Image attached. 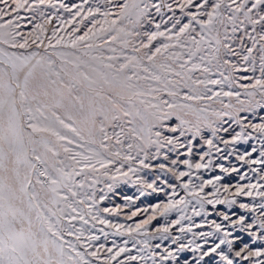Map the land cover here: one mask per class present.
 <instances>
[{
    "label": "snow or ice",
    "instance_id": "obj_1",
    "mask_svg": "<svg viewBox=\"0 0 264 264\" xmlns=\"http://www.w3.org/2000/svg\"><path fill=\"white\" fill-rule=\"evenodd\" d=\"M45 4L46 0L33 4L28 0H0V264H94L93 258L101 260L103 245L89 251L93 247L91 242L99 237L88 235L84 239L85 229L74 223L79 220L82 225L87 224L86 215L94 221L100 216L99 210L93 214L95 193L89 195L83 191L86 185L92 188L96 182L88 183L90 173L103 169V175L113 182L126 179L140 168H152L145 161L159 157L162 149L175 151L184 147L181 137L187 140L189 134L188 154L192 153V142L199 137L209 148L200 160L210 157L215 144L212 138L205 137L204 129H210L212 137H216L217 128L208 118V108L202 104L211 99L209 85L233 86L231 73L237 67L231 59L233 57L250 64L253 72L259 61L260 76L255 77L253 83L239 87L251 98L248 111L264 108V0H252L251 6L249 0H228L227 3L225 0H202L201 3L183 0L177 7L185 13L188 21L170 35L160 31L141 33L145 21L151 23L150 8L160 10L149 0H104L103 5L89 6L86 12L83 5L88 4V0H83L82 5L72 6L76 11L67 21L72 23L76 17H81L79 23L83 24L87 20L91 26L85 25L87 30L83 35L65 43L63 37H57L53 30L43 51L30 50L37 41L43 43L41 35L46 29L37 24L33 33L22 35L18 29L24 17L19 13L22 9L36 12ZM60 7L71 12L67 5L61 4ZM189 7H195L196 11L185 12ZM180 23L177 19L172 28ZM248 26H251V32ZM155 27L159 29L160 25ZM141 35L147 38V43L141 42L137 47L134 40ZM69 36L72 37L73 33ZM158 37L175 43H160L152 50V42ZM52 38L56 39L55 44L51 43ZM113 44H119L120 48L112 47ZM9 47L24 51H8ZM105 48L112 55H104ZM129 48L132 55L126 51ZM172 48L180 51H169ZM221 69L229 74L225 75ZM214 70L221 79L210 78ZM197 72L200 77L194 78ZM257 94L259 99H255ZM213 95L217 98L235 96L239 100L240 92L221 91L213 92ZM239 103L243 106L245 102ZM243 110V107L236 109L234 122L240 123L238 113ZM212 115L222 117L231 113L213 112ZM261 120V123L249 124V127L264 134V117ZM222 130L228 131L227 128ZM165 132L179 135H165ZM242 134L237 133L231 141L223 142L236 143ZM163 155L167 159V153ZM246 156L250 153L239 156V159L264 164V159L248 161ZM261 156L264 157V151ZM117 163L119 166L110 175V166ZM134 163L140 168L134 167ZM183 163L188 172L177 174L165 164L158 167L161 171L172 172L180 180L191 176L193 168L197 171L207 169L211 160L195 164L184 160ZM125 164L127 171L122 170ZM219 167L224 172L229 171L223 165ZM220 179L215 177V181ZM136 182H141L139 176ZM209 184L215 189L209 195H218L220 189L216 188L214 180L202 181L197 186L189 179L181 187L188 195L196 197L200 209L205 203H226L231 207L236 203L235 196H253L254 189H264L260 184L237 183L231 200H213L200 195ZM111 186L109 184V188ZM145 187L155 190V181L146 183ZM169 187L175 196L176 185ZM223 188L225 192L229 191L227 185ZM256 195L261 198L259 204L239 205L250 213H258L250 220L245 215L232 220L227 213H220L225 221L231 220L229 226L233 230L245 233L249 241L244 242L243 237L234 236L224 225L212 221L215 231L200 235L222 233L219 243L203 252L196 264L210 253H216L221 264H239V261L264 264V246H252L256 242L264 245V190L257 191ZM105 198L104 195L99 197L100 200ZM190 203L181 197L153 205V215L138 223L135 230L139 232L146 228L156 219L157 212L166 217L178 205L186 208ZM103 211L112 210L105 208ZM193 212L200 215L195 208ZM136 214L132 213L133 216ZM185 218L181 215L180 220ZM180 220L172 223L179 224ZM100 223L110 222L101 219ZM156 231L161 238L167 239L170 228L165 225ZM181 231L185 229L181 228ZM144 243L147 247V241ZM192 243L190 240L189 244ZM221 245H225L226 250ZM186 247L181 244L178 251ZM200 247L196 245L193 250ZM129 251L127 247L115 251L107 248L102 264H112L122 253ZM165 251L167 255H161L159 260L155 252L150 257L128 256L126 259L135 261L139 258L142 262L151 259L152 264L176 259L175 253ZM119 264H125V261L121 260ZM184 264L188 261L185 260Z\"/></svg>",
    "mask_w": 264,
    "mask_h": 264
},
{
    "label": "rangeland",
    "instance_id": "obj_2",
    "mask_svg": "<svg viewBox=\"0 0 264 264\" xmlns=\"http://www.w3.org/2000/svg\"><path fill=\"white\" fill-rule=\"evenodd\" d=\"M202 0H194V3H201ZM227 3L228 0H225ZM252 0H249V6H251ZM29 4L38 3V0H28ZM149 3L154 6H159V12L156 11V7L150 8V17L151 23L145 21L144 27L140 29L141 33L143 32H153L160 31L165 32L166 35H170L175 31H178L179 27L183 23H187L188 17L184 12L177 7L178 3H183V0H149ZM67 5L71 9V12L65 11L64 8L60 5ZM83 0H50V3H47L42 6L38 11L33 12L31 10L20 11V16L24 17L20 21L21 27L18 31L22 35H29L33 33L36 29L37 24H42L46 31L41 35V40L37 41L36 44L32 45L30 50H40L43 51L45 46L49 43V38L52 37L53 30L56 31L57 37H63L65 43L70 39L74 38L77 35H83L84 31L87 30L85 25L91 26L87 20L83 24H80L79 21L81 17H76L72 23H67L71 19L72 13L76 11V8H73V5H82ZM97 4L103 5L104 0H88V4H84L85 12L87 7H95ZM52 5H55L53 7ZM171 5V8L168 6ZM2 7V5H0ZM186 11L195 12V7H189ZM43 13V15H41ZM35 17V18H34ZM47 18V22H45ZM100 19V17H97ZM179 19L181 23L177 25L175 29L172 28L173 23ZM156 24L160 25V28L155 27ZM78 29V31H73ZM167 30H171L168 32ZM251 26H248V31L251 32ZM38 31V30H37ZM257 31H260V27L257 26ZM69 33H73V36L70 37ZM34 39V36L32 37ZM22 42V41H21ZM31 42V39H30ZM56 39L52 38L51 43L55 44ZM147 43V38L141 35V37L134 40V43L139 47L140 43ZM160 43H175V41H167L164 37H158L157 40L152 42V50L155 47L159 46ZM246 43L250 42L246 41ZM7 47V46H4ZM112 47L120 48L119 44H113ZM236 47V45H234ZM8 51H24L22 49H12L8 48ZM129 55H132L131 49L126 50ZM142 51H144L142 49ZM169 51H180L179 48H172ZM104 55H112L106 48L104 49ZM236 64V69L232 71L233 86L228 87L227 84L223 88L220 85H209L208 87L211 91L208 92V96L211 99L204 104L203 107L208 108V118L210 121L214 122V127L217 128L216 137H212L211 130L208 128L204 129V135L206 138H212L215 144V147L211 149L210 157H205L203 161L200 160V157L204 152L209 151L208 146L201 140L199 137L192 142V153L188 154V144L187 140H191V135L189 134L187 140L184 137H181V140L184 142V147L177 148L175 151H169L168 148L161 150V155L156 159L146 160V163L151 164L153 167L150 169L140 168L138 163H134V167L140 168V170L132 174L130 173L126 179H117L115 182L108 179V177L103 175V169H100L96 173H90L91 179L88 183H94L92 188H88L87 185L84 192L91 195L95 193L96 204L93 208V214L96 210H99L100 216L97 220H92L91 216L86 215L85 219L88 221L87 224H83L77 220L75 221L76 227H83L85 229L84 239H87L88 235H95L99 239L92 241L93 247L89 251L95 250V248L100 247V261H95L93 258L94 264H102L104 257L107 255V248H113L117 250L119 247H127L130 249L129 252L122 253L117 257L116 261H113L112 264H119V261L124 260L125 264H152L151 259H147L145 262H142L139 258L135 261H128L126 258L128 256H144L150 257L153 252L156 253V259L159 260L161 255H167L168 251H171L176 254V259L172 260L169 258L164 264H184L185 260L188 261V264H196V261L200 259V256L203 252L208 251V249L214 246L215 243H219V236L222 233H216L214 236H201V233L214 232V227L212 221L220 223L227 228L228 231L233 232L234 236L243 237L244 242H248L249 238L243 232H240L238 229L233 230L229 225L231 220L225 221L220 213H227L232 220L237 219L240 215H245L249 220L252 216L258 215V213H250L246 209L240 208L241 203L246 204H259L261 198L256 195V192L264 189H254L253 196H235L236 203L232 204L229 207L228 204H207L205 203L204 208L200 209L199 205L196 202V197L188 195L185 190L181 187V184L187 183L191 179L193 185H200L202 181L214 180L216 188L220 189V192L216 196L209 195L214 193L215 189L211 184L206 185L204 191L200 194L201 196L207 197V199H220L224 200L225 198L231 200L235 193V185L237 183L242 185L247 184H260L264 185V164L257 163H247L241 161L239 156L244 155L245 153H250V156H246L248 161L262 160L264 157L261 156V152L264 151V134H261L259 131L254 130L249 127V124H258L261 123V117H264V108H255L252 111H248L249 108L248 101L251 99L248 97L244 89L239 87L242 84H251L254 82L255 77L260 76L259 71V61L256 62V70L253 72L251 70L252 66L242 62L239 58H231ZM225 72V75H228L229 72L225 69H221ZM200 77V73L197 72L194 74V78ZM245 77L251 79H245ZM211 79H221L218 74H214L210 77ZM240 92L239 100L235 96L227 97L220 96L217 98L213 95V92ZM259 94L255 99H259ZM239 101H244V105L241 106ZM226 105H231L232 107L226 108ZM243 107L245 110L239 111L238 118L240 123L234 122V118L237 117L236 109ZM213 112H229L231 115L216 117L212 115ZM243 125V128H242ZM227 128L228 131L225 132L222 129ZM243 133L241 138L236 143L225 144L223 141H231L232 137L237 133ZM165 135H179V133H168L165 132ZM255 148V151L252 149ZM219 149V151H217ZM152 152L155 149L151 150ZM167 153V159H165L163 153ZM132 155H136L135 152ZM140 158H143L142 156ZM209 159L211 164L207 169H200L197 171L195 168L191 169V176L182 177L180 180L175 178L172 172L161 171L159 169V164H165L168 168L174 169L178 174L180 171L188 172L189 169L187 165L183 163L184 160H190L193 164L195 163H208ZM175 160L176 163L173 164L172 161ZM223 165L224 168L229 169L228 172L222 171L219 167ZM119 166V163L116 165L110 166L109 174H114L115 168ZM99 169V165H97ZM235 168L237 171H232ZM123 171L128 170L127 164L122 169ZM139 176L141 182H136V177ZM241 176H244V179H241ZM215 177H221L219 181H215ZM81 179V177H77ZM155 181V190L152 188L145 187L146 183H152ZM167 181V183H165ZM111 184V188H109ZM176 185V195H172V189L169 185ZM227 185L229 191L225 192L223 186ZM192 189H189L191 192ZM143 192V195L141 194ZM104 195L106 198L100 200L99 197ZM130 197L131 199H126ZM181 197H184L186 200H190L191 203L185 208L184 205H178L176 209L167 213V216L160 215L159 212L156 213V219L153 220L146 228L141 229L139 232L135 230L136 225L143 220L147 219L149 216L153 215L152 206L156 204H164L169 201V199L179 200ZM83 207V206H82ZM110 209L112 211L104 212L103 209ZM193 208L196 211L200 212V215L197 216L193 212ZM147 209V211H145ZM86 210V209H85ZM118 210V211H116ZM133 212L137 214L132 215ZM181 215L186 217L185 219L180 220ZM187 217H190L188 219ZM107 220L109 224H102L100 220ZM175 220H180L179 224H173ZM113 225H122V228L114 227ZM168 225L170 228L169 233L167 234V239L161 238V235L157 233L156 229L162 226ZM131 228V232L129 229ZM181 228L185 231H181ZM188 228H191V231H187ZM122 233V234H121ZM72 239V238H70ZM193 241L192 244H189V241ZM127 241V244H125ZM147 241V247L145 245ZM207 241V243H205ZM187 245L183 251H178L180 245ZM135 245V247L133 246ZM159 245L160 247H156ZM196 245L201 247L197 250L195 249ZM253 247L264 246L260 242L252 245ZM239 247V245H237ZM222 249L226 250L225 245H221ZM200 264H221L219 256L216 253H210L208 256H205L203 260H200ZM239 264H249L248 261H239Z\"/></svg>",
    "mask_w": 264,
    "mask_h": 264
}]
</instances>
